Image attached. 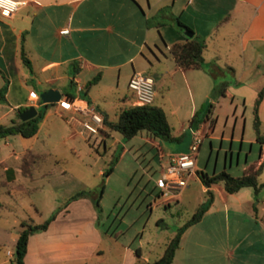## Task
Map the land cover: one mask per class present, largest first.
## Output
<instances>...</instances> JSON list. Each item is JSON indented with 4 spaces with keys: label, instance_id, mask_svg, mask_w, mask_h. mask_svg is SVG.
I'll return each mask as SVG.
<instances>
[{
    "label": "crops",
    "instance_id": "1",
    "mask_svg": "<svg viewBox=\"0 0 264 264\" xmlns=\"http://www.w3.org/2000/svg\"><path fill=\"white\" fill-rule=\"evenodd\" d=\"M18 1L23 3L13 12L0 13V88L7 80L5 100L0 99V119L6 115H11L9 121L15 118L18 106L34 105L37 109L42 105L39 93L48 88H57L61 96L81 98L110 119L104 106L106 100L95 92L94 85L112 82L118 88L123 79L124 86L130 89L128 79L139 71L152 78L155 89L152 104L164 110L171 133L177 138L167 142H181L164 148L160 139L146 131L147 139L157 149L161 170L168 155L187 150L192 127H201L204 139H209L210 149L211 139L219 140V148L222 141L229 142L223 148L219 170H226L227 155L228 166L231 164L232 142L239 143L236 164L243 144L249 143L247 151L244 150L241 171L249 164L257 166L264 159V144L255 140L254 129L252 134L245 135L249 126L253 128L254 100L264 85V0ZM174 16L205 38L201 66L183 68L171 56L170 45L183 39L182 33L169 22ZM64 27L69 29L67 34L59 32ZM21 48L31 69L22 61ZM183 88L187 94H183ZM214 89L217 91L213 95ZM133 97V91L120 96L119 107L129 104ZM63 110L65 114L60 111L59 115L79 133L84 132L81 116ZM195 111L198 123L191 122ZM45 115L46 110L41 122ZM257 115L260 132L264 134V93ZM218 124L220 127L216 129ZM105 128L104 124L99 129L102 142L104 135H112L114 131ZM254 143L258 146L256 158L247 162ZM0 164L5 181L15 180L16 168L4 160ZM216 165L217 158L208 171L207 163L205 167L199 166L196 158V170L190 177L198 179L201 190L211 191L212 199L200 219L183 230L171 264H233L240 258L237 257L241 254L240 248L234 239L218 246L220 240L212 220L204 232L209 240L194 239L182 251L185 232L193 224L202 223L211 210L217 214L215 219L220 213L228 216L230 211L233 215L237 212L253 218L264 242V186L255 193L245 189L246 186L227 192L222 182V185L219 182L202 184L197 172H217ZM17 167L20 171L19 164ZM258 181H264V170L258 175ZM214 190L220 195V203L215 201ZM184 191L185 187L177 196ZM256 194L260 196L254 203ZM172 197H157L146 208L150 213L154 208L166 210ZM98 217L90 198L80 197L63 204L46 229L29 235L23 264H134L136 247L140 264L152 261L141 250L140 239L139 246L131 243L114 246L112 242L102 246L106 235L114 241L121 232L101 230ZM243 251L251 258L246 264H264V253L253 247V240Z\"/></svg>",
    "mask_w": 264,
    "mask_h": 264
},
{
    "label": "rangeland",
    "instance_id": "2",
    "mask_svg": "<svg viewBox=\"0 0 264 264\" xmlns=\"http://www.w3.org/2000/svg\"><path fill=\"white\" fill-rule=\"evenodd\" d=\"M122 82L123 79L118 88L112 82L94 85L95 92L106 100L104 106L110 119L117 116L118 98L132 91ZM183 89V94H187L186 89ZM216 91L214 89L212 94L214 95ZM157 95L160 96L161 93L157 92ZM60 111L65 114L63 109L49 105L38 132L32 137L13 134L0 138V160H4L17 170L16 179L7 182L0 164V264H13L11 255L23 219L30 217L35 223L42 222L52 210L62 206L69 195L81 188H89L94 192L102 189L99 205L96 206L92 201L98 211V227L101 230L108 229V232L112 229L121 232L114 241L112 237L106 235L102 240V246H106L108 242H112L114 246L120 243L139 246L140 239L143 253L149 256L150 260L158 258L166 243L176 234L177 227L184 224L197 210L199 204L208 198L207 193L201 190L200 182L197 178L189 176L184 193L172 197L169 208L166 210L163 207L154 208L150 213L146 208L147 204L157 201V197L167 198L173 191L156 184V178L161 175L162 165L156 156V147L147 139L149 134L145 130H140L125 139L114 130L112 135H104L102 142V133L99 131L97 134L88 133L86 130L79 133L64 116L59 115ZM10 116L1 118L0 123H8ZM219 127L218 124L216 129ZM105 129L109 128L106 126ZM252 129L249 126L245 135L252 134ZM211 141L212 149L209 139H203L197 155L199 166L205 167L207 163L208 171H211L216 158V169L221 168L223 148H227L229 143L227 140L222 141L219 148L218 139ZM232 143L231 164L228 166L227 155L226 170L232 175H239L241 165L244 163V150L247 151L249 143H244V147L239 151L238 164L236 153L239 143ZM180 144V141L161 140V146L164 148L167 145L173 147ZM257 147L254 143L251 152L248 153L247 162L256 158ZM27 149L39 156L34 163L31 176L22 175L17 167ZM111 160H114L113 168L105 175L102 172L108 168ZM219 184L222 185L221 182ZM245 189L253 191L251 186H246ZM212 194L216 203H220L217 191H212ZM259 196L255 195L254 203ZM215 215H217L215 211L211 210L202 223L193 224L185 232L181 240L182 251L190 247L194 239L209 240L204 232L213 221L220 240L218 246L225 245L227 239L238 242L241 254L237 255L240 258L234 260L233 264H246L251 260L243 251L250 240H253V247L258 252L264 253V242L260 240L261 235L255 227L253 218L237 212L233 215L232 211L226 217L220 213L219 220L215 219Z\"/></svg>",
    "mask_w": 264,
    "mask_h": 264
},
{
    "label": "trees",
    "instance_id": "3",
    "mask_svg": "<svg viewBox=\"0 0 264 264\" xmlns=\"http://www.w3.org/2000/svg\"><path fill=\"white\" fill-rule=\"evenodd\" d=\"M165 12V8L161 9ZM171 16V15H170ZM182 33L183 39L173 42L169 47V52L173 57L177 65L183 68L187 67H199L203 62V50L206 46L205 38L192 31L191 36L184 34L183 30H191L186 24H184L177 16L172 17L169 21ZM21 58L23 63L31 69V64L27 56L25 55L23 48H21ZM72 82V79L69 83ZM7 80L5 79L4 84L0 88V99L5 100ZM264 93V85L259 89L256 98L254 100V118H253V129L255 132V140L259 144H264V134L260 132L259 129V118L257 115V106L260 102ZM53 104L52 102L43 103L37 108V113L26 119L21 120L19 118V113L25 107L18 106L15 110V118H12L8 123H0V138L6 137L12 134H19L22 137H32L36 134L39 123L41 122L46 108ZM196 111L191 117L192 123H198L200 120L195 117ZM103 122L110 130L118 131L121 136L125 139L132 137L140 130L147 131L150 135L163 140L171 141L177 139L171 133V126L168 122L164 110L155 104H136L133 100L129 104L120 106L118 108L117 116L115 119H108L105 114H103ZM38 155L32 153L29 149L25 150L21 156L19 163V168L24 176H31L34 163L38 159ZM116 160V158H115ZM114 160L110 161L108 168L103 171V174L108 175L113 168ZM264 170V159L255 166L254 164H249L246 166L239 175H232L225 169H221L214 173H207L206 171H198L197 175L202 182V184L209 186L212 183L222 182L224 189L227 192H234L243 186H251L255 193L264 186V181H258V175ZM19 186V185H18ZM208 198L202 201L197 210L192 214V216L182 225L177 227L176 234L169 239L166 243L162 254L152 260L147 262V264H171L172 258L174 256V251L179 245L180 237L183 230L193 222L200 219L206 208L211 202L212 196L211 191H206ZM102 194V189L98 192H94L89 188H81L66 198L67 204L69 201L80 198L89 197L92 199L96 206L99 205V199ZM60 207L54 209L47 218H45L40 223H35L32 219H23L21 221V229L15 240L14 251L11 255V262L13 264H23L24 255L27 249V240L31 233L36 231H41L47 228L50 221L55 217L56 213L59 211ZM136 255V262L134 264H140L141 256L138 247L134 249Z\"/></svg>",
    "mask_w": 264,
    "mask_h": 264
},
{
    "label": "built area",
    "instance_id": "4",
    "mask_svg": "<svg viewBox=\"0 0 264 264\" xmlns=\"http://www.w3.org/2000/svg\"><path fill=\"white\" fill-rule=\"evenodd\" d=\"M22 3L23 1L18 0H0V13L8 15ZM59 32L67 34L69 29L64 27ZM127 86L134 93V103L142 105L153 102L154 83L148 75L139 71L133 72L128 79ZM54 103L74 115L81 116L82 130L88 133H97L104 126L103 114L94 105L81 98L61 96ZM203 139L204 131L201 127H192L187 150L168 155L156 184L163 189L172 190L170 196H177L187 186L188 177L196 170V158Z\"/></svg>",
    "mask_w": 264,
    "mask_h": 264
},
{
    "label": "water",
    "instance_id": "5",
    "mask_svg": "<svg viewBox=\"0 0 264 264\" xmlns=\"http://www.w3.org/2000/svg\"><path fill=\"white\" fill-rule=\"evenodd\" d=\"M184 34L187 36L192 35V30H183ZM61 97V92L57 88H48L39 93V98L43 103L55 102ZM37 113V109L34 105H28L22 109L19 113V118L21 120H26Z\"/></svg>",
    "mask_w": 264,
    "mask_h": 264
}]
</instances>
